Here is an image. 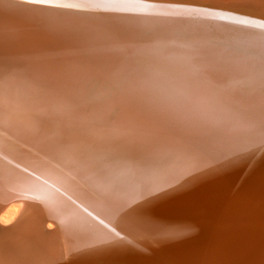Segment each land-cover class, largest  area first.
Returning <instances> with one entry per match:
<instances>
[{"label":"bare ground","instance_id":"obj_1","mask_svg":"<svg viewBox=\"0 0 264 264\" xmlns=\"http://www.w3.org/2000/svg\"><path fill=\"white\" fill-rule=\"evenodd\" d=\"M138 2L149 7L52 10L159 37L135 49V67L98 78L22 0H0V49L12 41L0 55V264H264V124L250 103L264 0ZM226 63L250 71L205 75ZM189 80L202 102L185 101ZM225 95L235 102H208Z\"/></svg>","mask_w":264,"mask_h":264},{"label":"snow or ice","instance_id":"obj_2","mask_svg":"<svg viewBox=\"0 0 264 264\" xmlns=\"http://www.w3.org/2000/svg\"><path fill=\"white\" fill-rule=\"evenodd\" d=\"M22 4L32 12V19L37 26L58 40L70 47L76 54L78 62L90 69L97 70L99 78L102 70L109 65L127 64L135 67L138 63L135 49L138 46L148 47L159 37L147 33L129 34L120 32L114 28H101L91 23H86L74 15H65L53 12L54 9H98L110 12L136 11L147 5L140 4L138 0H93L88 4L61 3L59 0H22ZM182 7V6H175ZM187 12H197L207 14L205 8H184ZM12 41L5 39L0 55L5 61L11 59ZM125 47L127 54L121 53L119 49ZM250 71L245 66L223 64L218 67H210L209 73L217 81H224L230 74H244ZM185 101L191 102L195 98L197 101L203 100L199 96V83L196 81H186ZM258 97L250 100L253 105L259 106L262 124H264V52L261 53V63L259 67ZM170 100L165 94L161 93L156 102L164 105ZM212 105H222L234 103L231 96H213L209 101Z\"/></svg>","mask_w":264,"mask_h":264},{"label":"water","instance_id":"obj_3","mask_svg":"<svg viewBox=\"0 0 264 264\" xmlns=\"http://www.w3.org/2000/svg\"><path fill=\"white\" fill-rule=\"evenodd\" d=\"M157 2H159V1H157ZM193 19H195V17Z\"/></svg>","mask_w":264,"mask_h":264}]
</instances>
